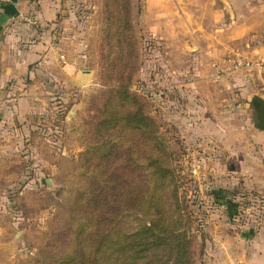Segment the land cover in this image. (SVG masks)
<instances>
[{"label": "rangeland", "instance_id": "1", "mask_svg": "<svg viewBox=\"0 0 264 264\" xmlns=\"http://www.w3.org/2000/svg\"><path fill=\"white\" fill-rule=\"evenodd\" d=\"M57 2L63 65L0 93V264H245L264 238V0ZM119 86L139 100L105 126Z\"/></svg>", "mask_w": 264, "mask_h": 264}, {"label": "crops", "instance_id": "2", "mask_svg": "<svg viewBox=\"0 0 264 264\" xmlns=\"http://www.w3.org/2000/svg\"><path fill=\"white\" fill-rule=\"evenodd\" d=\"M59 6L57 0H14L0 8V93L7 87L8 90L16 89L24 76L42 74L41 69H48L47 64L52 61L62 64L59 58L64 57L63 48L51 40L57 37L61 23L51 21ZM37 28L41 31L36 32ZM52 28H55L53 36ZM71 57L66 53V61H72ZM34 63H38V71L35 70L37 66L31 68ZM59 68L70 72L73 64L69 62ZM255 142L264 156V131L257 130ZM257 242L251 249L252 255L245 256V264H264V238L260 237Z\"/></svg>", "mask_w": 264, "mask_h": 264}, {"label": "trees", "instance_id": "3", "mask_svg": "<svg viewBox=\"0 0 264 264\" xmlns=\"http://www.w3.org/2000/svg\"><path fill=\"white\" fill-rule=\"evenodd\" d=\"M14 1V0H13ZM122 86L117 87V90H114L113 92L109 93V101H107L105 98H103V102L106 104L107 110L108 107L111 106L113 107V115H108L106 114V108L103 110L101 115H103V120L105 123V126H109L113 120L120 119L119 118V112H116L118 109L117 108H124L123 102L124 100H139L136 96H131L127 89L125 88L126 86H123V89H120ZM113 93V94H111ZM108 102V103H107ZM140 121H146L149 120L145 114L140 115Z\"/></svg>", "mask_w": 264, "mask_h": 264}, {"label": "water", "instance_id": "4", "mask_svg": "<svg viewBox=\"0 0 264 264\" xmlns=\"http://www.w3.org/2000/svg\"><path fill=\"white\" fill-rule=\"evenodd\" d=\"M252 108L258 119V121L253 125L254 128L259 131H264V100L254 98L252 101Z\"/></svg>", "mask_w": 264, "mask_h": 264}, {"label": "built area", "instance_id": "5", "mask_svg": "<svg viewBox=\"0 0 264 264\" xmlns=\"http://www.w3.org/2000/svg\"><path fill=\"white\" fill-rule=\"evenodd\" d=\"M13 3V0H0V8L6 5H10ZM231 66H234L235 69L247 68L251 66L249 61L242 60L240 58H234L231 61Z\"/></svg>", "mask_w": 264, "mask_h": 264}]
</instances>
